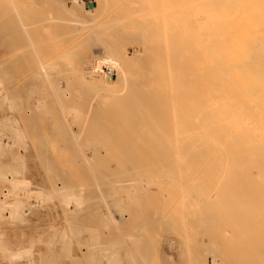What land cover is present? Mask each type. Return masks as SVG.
I'll return each mask as SVG.
<instances>
[{"label": "bare ground", "instance_id": "bare-ground-1", "mask_svg": "<svg viewBox=\"0 0 264 264\" xmlns=\"http://www.w3.org/2000/svg\"><path fill=\"white\" fill-rule=\"evenodd\" d=\"M30 1L11 0V14L8 9L9 4L8 8L4 7L5 10L1 7L3 4L0 5L3 9L0 8V21L6 17H10V20L12 19L13 21V25L5 29H2V23L0 22V50H4L6 53L9 52V55L13 54L15 57L10 61L8 60L9 63L13 65L19 64L21 56L29 54L31 50L36 51L35 48H41L42 45H45L46 43L41 38H37V35L39 33L44 34L46 30H49L53 39L50 41L48 39V42L52 44V40L55 41V44L53 43L54 48L51 46L53 50L50 49L53 53L49 54V56H53L46 58L44 55L46 59L40 62V58H38L39 60L36 59L38 63L36 64L37 66L35 65L36 68L34 66L35 62L33 63V67L36 70L32 75L30 74L32 72L29 73V78L33 75L46 77L50 84L49 87L51 86L49 90L51 95L46 93V88L48 87L46 84L45 92L42 91V93H45V97H52V94H54L53 97L56 96L58 100L59 96L71 95H69L70 89H72L70 85L72 80L76 79L73 77L75 75L72 76L73 70L72 72L71 70L69 71L68 63L74 58V63L76 62L79 65V69H75L77 72L74 74L78 75V70L79 72L81 71L82 79H84V75L86 77V80L84 79L87 82L86 85L89 83L91 86L93 85L89 81L95 83L104 81V84L107 85V83L110 84L112 78L118 79L117 83H121V86L120 84L118 85L121 88L115 87L117 84L115 80L114 84H116L114 87L117 89H114L111 83L110 85L112 86L109 92L115 95L116 92L114 90H116L117 96L118 94H120L119 96L122 95L119 99L117 97L118 101H122L124 96L126 101L128 99L133 103V105L130 104L132 108H129L131 106L128 104V107L126 104L130 102L127 101L126 103L123 100L126 103L124 105L123 101L120 102L123 106H126L123 108L129 113L127 118H131L130 115L132 116L128 122L129 126L139 128L147 126L148 130L152 131V135H154L148 141L146 147L141 149L144 152H140V154L138 153L140 146L138 148L132 147L130 146L131 142L128 143L129 140H125L126 143L130 144L129 146H127L128 144L126 145L129 151L127 150V153L125 151L124 153L122 152L125 159L123 161L125 171H123L124 169H120L116 173L111 171L110 175L102 173L103 182L98 181L100 178L96 179L93 175L95 179L92 178L94 183H91L95 184L94 186L99 189L97 191L100 194V199L105 207L109 208L108 218L105 222L111 225L108 224L110 229L114 226L116 228L112 229L116 232L118 227L120 228L125 224L124 216L129 213V208H135L140 211L145 207L146 204L143 205L144 202L148 200L146 201L148 203L152 199L153 194L151 199H148V196H146V199L144 195H148L152 185L154 186L155 184L158 193L152 192L157 193L155 196L159 197V199L156 200V197L153 196L154 199L148 203L151 205L150 207L152 209L157 208L156 215L157 213H162L166 216L164 218L169 219L166 222L168 230L169 227L170 229L177 228L184 242L189 238L194 240L192 244L187 245L188 247L184 246L183 243L181 248H178L179 251L177 252H179L178 254L181 257L185 258L186 255L190 254L186 264H264V0H37L38 2L32 0L34 4L36 3L35 7L32 6L33 2ZM35 9H38V12ZM46 26H49V29ZM33 34L36 41L34 38L32 39ZM43 40L46 41L45 39ZM82 48H85V50H81ZM143 50H149L156 55L155 58L159 62L161 61L160 63L158 62L160 65L157 66L158 69L149 71L146 77L147 81H150L151 87L155 84V86H158L156 90L148 89L143 85L137 86L136 82L139 80V76L137 81L135 80L136 78L133 80L134 75L129 71L130 69L128 70L131 60L136 59L138 53ZM81 51L87 54L84 53L83 55L81 53L82 57L77 59L76 53L80 56L79 52ZM4 55L6 56V54ZM9 55L7 57L4 56L3 59H10ZM140 56L138 57L139 60L141 59ZM29 57L31 56L29 55ZM29 57L28 60L23 58L24 61H32L29 60L31 59ZM59 59H62L61 65L57 62ZM6 60L3 63H7L8 61ZM145 60L144 58L143 61ZM149 60L152 61L150 58ZM146 62L148 63V59L143 63L146 64ZM26 63L28 62L24 64ZM4 65L0 66L3 67ZM92 67L105 68L110 70L112 75L110 77L106 76L104 80H101L100 73L92 70ZM150 68L152 67L150 66ZM3 72H0V74L2 73L3 75ZM70 73L72 74L70 75ZM3 77L5 79V74ZM20 78L16 76V80H20ZM2 80L0 77V84L4 82ZM85 81L83 82L85 83ZM97 84L93 85V87L95 86V94L98 93L96 91ZM104 84L102 85L104 86ZM102 85H99L100 88L103 87ZM108 87L106 89H109ZM2 90L5 94L6 90L3 87ZM104 91L105 88H103ZM36 92L38 93V91ZM107 92L108 90H106ZM37 93L34 95V97H37L34 105L45 110L47 107L46 102L42 101ZM98 94L95 97H101ZM107 96L108 99L112 98L108 94L103 99H106ZM50 97H47L48 100H50ZM56 97L54 101H56ZM64 98H61L63 99L62 101H64ZM66 98L70 100L72 96L70 99L69 97ZM74 98L73 103L75 101ZM101 101L104 103L105 100ZM111 102L113 101L110 99L108 103ZM68 105L70 104L68 103ZM68 105L65 106L69 107ZM103 105V107H106L105 104ZM58 108L60 110L59 104ZM64 108L63 112L68 110ZM71 108L74 113L69 111L70 115L71 113L74 115L76 110L77 114L74 115L75 117L72 116L75 118L73 120L75 123L69 122L86 128L85 125L88 123L84 119L89 117L87 111L82 110L81 105L79 107L76 106L77 109ZM128 108L132 109L131 113ZM105 109L107 110V107ZM61 113H58L61 115V117L58 116L60 118L64 114ZM101 113L103 114L102 110ZM94 115L95 113H90V116ZM64 116L67 115L64 114ZM62 119V123L65 122L64 118ZM168 120L170 124H175L170 129L171 133L169 135L162 136L160 128L163 125V121L166 122ZM65 123V125L69 124L67 119ZM177 123L179 124L177 125ZM73 124L65 126L67 132L69 127L72 126L73 128ZM76 128L77 126H75ZM70 131L68 134H70ZM83 131L84 133L86 132L85 129ZM96 131H98V128L95 129ZM74 132L72 129L71 133L76 137ZM6 134L14 142L25 144L24 133L19 127H16L12 132H6ZM72 138L75 139L73 136ZM76 138L80 139L82 137ZM77 139L73 141L76 143L78 142ZM82 141L84 143V140ZM87 141L90 142V140ZM94 142L96 143V140ZM133 143L135 144V140ZM93 144V142H90V145ZM77 145L79 146L78 143H76V147H78ZM90 145V148H85L94 149ZM98 146L101 147L102 145L98 144ZM4 147L5 144L0 137V150ZM80 147L84 150L82 144ZM81 148L78 151H81ZM95 149L97 150L96 145ZM94 150L85 153L86 155H82L83 153L79 152L82 159L84 157L83 163L87 165L86 167H88V164L92 165L90 161L99 155L98 152L100 151ZM74 155L76 156L75 153ZM74 155L71 154V160L73 158L77 160L76 158L80 156L75 158ZM79 158L81 159V157ZM55 159L54 162H56ZM64 161L65 158L62 163ZM83 166H80V168L82 169ZM95 166L93 167L95 168ZM96 168L101 171L98 167ZM74 173L76 174L77 172ZM129 173H132V180ZM74 175H69V178ZM111 175L115 176L111 178ZM125 175H129V178L127 176L125 178ZM132 176L134 177L132 178ZM129 179L131 180L130 182H128ZM75 180L78 181L79 178ZM2 182H4L5 188L2 190V186H0V224L4 222L11 224L23 220L24 213L28 210L25 208L26 201L32 196L36 199H41L43 203H48L54 198H59L62 204H66L68 207H70L71 203H75L76 212L77 210L80 211L82 207L84 208L83 205L87 201L83 195L77 193V186L74 187L69 184L60 185L57 183L53 188L51 187L52 189L42 188L39 191H33L30 180L17 169L7 172L0 170V184ZM103 183L108 185L107 189L110 193L112 192L111 195H114L113 197L109 195L110 193L108 196L99 192L103 188L101 187ZM156 189L154 188L153 190L155 191ZM111 197L115 198V200L113 199L114 202H110L109 199ZM151 202L157 207H154ZM115 204L119 205V207L124 206V209L126 208L125 210L122 209L124 215L120 212L116 214L114 210L112 211L111 208ZM119 207H117V210ZM160 208L164 212L160 210L159 212L158 209ZM135 209H132V211ZM146 209L147 206L144 210L142 209L145 212L139 213L144 215L140 216L142 221L146 216L143 222L139 215L136 218L140 219L138 223L141 225L137 224L140 228L136 227L139 230L144 228L145 224L143 225L142 223H145L146 218L149 219L145 215ZM166 209L171 210V212L173 210V214L170 211L165 212ZM125 211L128 212L125 213ZM132 211L130 212L131 214ZM166 213H169L170 215L168 216L171 218H167ZM131 214L130 217L133 219L134 211L132 216ZM128 218L126 220H130ZM157 220V218L154 219L152 223L149 219V223L151 222L150 224L156 226ZM146 223L148 227L146 230H148L152 225L148 223V220ZM165 230L167 229L163 231ZM131 231L133 233V230ZM127 232L128 234L118 232V236L115 235L117 232L113 233L115 237L110 234L115 239V242L117 237L121 240L118 243L122 244V246L125 245L124 249L117 242L116 244L118 245L114 246L115 242L113 240V245L109 243L110 239L108 241L109 246H101L100 235L92 236L96 240L90 244L91 253L88 258L97 256L99 251V261L93 257L99 264H139L137 262L139 258L142 264H152L151 255L149 256L148 254L147 256L146 251V255L142 254L139 248L142 245L139 244V247L137 245L141 238L146 236L144 232L142 234L145 236L141 237L139 235L141 238L138 239L134 234ZM136 232L138 233V231ZM157 233H160V231ZM126 234L132 239L128 238L129 236ZM155 235L158 234L155 233ZM122 236L124 238L127 236L126 239H131L132 244L136 242V244L134 243L135 247L133 248L131 245V248V243L127 244L124 242L123 240L126 239H123ZM68 237L66 230L63 229L62 238L67 239ZM133 237L135 241H133ZM143 239L145 241V238ZM143 239L142 242H144ZM153 239L158 242V238ZM169 239L170 242L172 238ZM1 241L2 232L0 231ZM167 242L168 238L167 241L164 238V244ZM86 243L88 244V242ZM146 243L149 242L144 244ZM169 246L171 245L169 244ZM3 249L9 259L18 254L24 256V258L27 257V259L30 257L29 260H31L29 249H21L17 253L11 252L5 245ZM169 249L168 253L170 252ZM94 250L95 252L97 251V254ZM122 251L126 261H123L124 257L120 256ZM160 251L162 252V249ZM120 252L121 254H119ZM210 253L213 255L212 262L208 256ZM172 254L168 255L173 256ZM167 262H170L168 264L173 263V261L172 263L171 261Z\"/></svg>", "mask_w": 264, "mask_h": 264}, {"label": "rangeland", "instance_id": "rangeland-1", "mask_svg": "<svg viewBox=\"0 0 264 264\" xmlns=\"http://www.w3.org/2000/svg\"><path fill=\"white\" fill-rule=\"evenodd\" d=\"M33 1H35V0H33ZM33 1L31 0L30 2H33ZM35 2H38V1L36 0ZM0 3H1L0 5L3 4L1 7L4 10H5L4 7L8 8V4H9L8 9H9V13L11 14V11H12L11 0H0ZM5 3H7V4H5ZM34 5L36 6V3L34 4V2H33L32 6L35 7ZM119 5H121V4H119ZM37 10L38 9H35L36 12H38ZM0 22L2 23L1 24L2 29L11 27L13 25V21H12V19L10 20V17L3 18ZM46 27L48 28L49 26H46ZM147 29H145V30H147ZM47 31H49V30H46V32L44 34H42V33L38 34L37 33L38 34L37 38H39V39L41 38V40L43 42H45L46 44L43 43L45 45H42L43 47L41 46V48H37L38 50L35 48L36 51L31 50V52H29V54L23 55L24 57L21 56V60L19 61V64H16V65L14 64L15 66L13 64L9 63V61L14 57V55L12 53H10L12 55H9L8 54L9 52L6 53L4 50H0V60H2V61H0L1 62L0 65H2V64L4 65L6 63V62L3 63V61H5V59H7L6 61L9 60L6 63V65H4L5 67L0 66L1 67L0 72H3V70H4L3 75L5 74V79L2 75V73L0 74V77L3 79L2 81H4V82H2V84H0V89H1L0 90V133L2 132L0 134V137L2 138V141L5 144V147L0 150V170L4 171V172H7V171L13 170V169H17V170L21 171L23 173V175L30 180V182H31L30 185H31V188L33 191H39L42 188L43 189H52L54 187V185H56L57 183L60 185L69 184V185H72L74 187L77 186V188H78V189L76 188V191L78 190L77 193L83 195L86 198L87 204L85 203L83 205L84 208L82 207V209L80 211L77 210V212H76L75 203L74 204L71 203L73 205L70 204V207H68L66 204L63 205L59 198H54L53 200L49 201L48 203H43V201L41 199H39V198L36 199L34 196L29 198L26 201V205H25L26 206L25 208H27L28 210L24 213L23 220H19L15 223H11V224L5 223V222L0 224V231L2 232V241L0 242L1 243L0 244V264H25V263L26 264H28V263L29 264H99V263H97L99 261V258H98L99 257L98 255H100L99 251L97 254L96 253L97 251L95 252V250H94V252L97 254V256L95 255L96 257L92 256L91 258H88L90 256V253H91L90 244L94 240H96V238L92 237V236H96V234H99L101 246L106 247V246H109V243L112 244V242L115 240L113 238V237H115V235L119 234L120 232L128 234L127 231H129V234H130L132 232L131 230H133V233H131V234H134L135 237L137 236V239L146 235L145 237H143V238H145V241L143 238H141V241H139L140 239L137 240V241H139V243L137 245H138V247L140 246L139 244L142 245L139 247L140 252L142 254H144V255L147 254V256H148V254H149V256L151 255L152 264H168V263H170L167 261H171V263L173 261L172 264H186L187 261L189 260L190 254L186 255L185 258H183L178 254L179 252H177V251H179V249L181 248L183 243H184L183 244L184 246L186 245V247H188L187 245L192 244L194 240L189 238V239H187V241L184 242L183 237L177 228L176 229H173V228L170 229V227H169V230H168V226L166 225V222L169 221V219L164 218L166 216H164V214H162V213H157V215H156L155 212H156L157 208L152 209V207H150L151 205L148 203H150V201L152 199H154L153 196H155L158 193L157 192L158 189H156L155 184H154V186L152 185L149 193L152 191L157 192V193L155 194L152 192L151 194L148 193V195L145 194L144 196L146 199H147L146 196H148V199H151V195L152 194L153 195H152V199L148 203H146V201H148V200L145 199L146 201L144 202L143 205L146 204V206H147V209H146L147 212L145 213V215L148 216L150 221L153 218L158 219L157 222L155 223L156 226L155 225L153 226L152 224H150L151 222L153 223L154 219H153V221H151L149 223V219L146 218V221L148 220V223L150 225H152V227L150 226L149 229L146 230L148 227H147V225H146L147 223L145 221V223H142V224L143 225L145 224L146 228H145V225L144 226L142 225L144 228H142L140 230L137 229V228H140L137 225V224H140V223H138V222H140L139 218H141L142 217L141 215H143V214H139V213H141L146 208V206L143 208L141 207L143 210L141 209L140 211L139 210L137 211L135 208H129L130 209L129 213L125 214V216H124V220L126 222H125V224H123L122 227L117 228V230H116L117 233L114 232V230L112 229V228L115 229L116 227L112 226V228L110 229V227H109L110 224L108 223L109 224L108 225L105 222L108 218L107 216L109 213V211H108L109 208L105 207L104 203L100 199V197H99L100 194L97 191L99 189H97L94 186L95 184H93L94 179L100 178L101 180L98 179V181L103 182L102 177H103L104 173H105L104 175H110L111 171L113 173H116L117 171L119 172L120 169H124L123 171H125V167H124L125 164L123 162L125 159L123 157V153H124V151L127 153L128 149H127L126 145L129 142H131L130 143L131 145L128 144L127 146L130 145L132 147H137V148H138V146H140V150H141L143 147L144 148L146 147L148 141L150 139H152L154 137V135H152V131L148 130L147 126H142L141 128L135 127V126H133V127L129 126L130 124L128 122H129V119L132 118V116L130 115L131 118H127L129 113H128V111H126L125 108H123V107H126L123 105L125 102L127 103V101L130 102L127 104L125 103L128 107L130 104L133 105V103L128 99L126 101L124 96H123V98H124L123 100H125V102L122 99H120V100H122L123 102L118 101L117 97L119 99V97L121 98L122 95L119 96L120 94H118V96H117L116 90H114L116 92L115 95L110 94V92H109L110 87L112 85H113L112 87L114 89H117L118 87L121 86V83H117L118 79L112 78V80L110 81V84L112 83V85H110L108 83H107V85H105L104 81L96 82V83L89 81L93 85H96L98 83L97 84L98 86H96V91H98V93L102 97V98L101 97H98V98L101 100H105L103 103L101 100H99L97 97H95L98 94V93L95 94V86L94 87H93V85L91 86L90 83L86 85L87 82L85 81L86 80L85 75L83 77L85 79L84 80V79H82V76L80 74L81 71L79 72V70H78V75L74 74L77 72V70L75 71V69H79V65L76 62L74 63V61H75L74 58L72 59V61H70L68 63L69 64L68 69H69V71L71 70V72L73 70L74 73L73 74L70 73V75L72 74V76L73 75L77 76V77H75V76H73V77L76 80H78V82H76V80H72V82H71V79H70V82H71L70 86L72 89H70L71 91H70L69 95L70 94L71 95L70 96L65 95L62 97L59 96L58 97L59 101L57 100L56 96L53 97L54 94H52L53 98L50 96L45 97V93H42V91L45 92L44 89L47 87L46 84L48 85V87H47L48 90L46 88V93H47V95H51V92H49L51 86L49 87L50 84H49L48 80L46 79V77L44 78L42 76L33 75L29 78V75L30 74L32 75L33 72L36 70L35 69L37 66L36 64H38L36 59L39 60L38 58H40L41 60H39V62L44 61L49 56V54L53 53L51 51V50H53V49H51V46H52V48H54L55 41L52 40L54 44L53 43L51 44V42H48V39L50 41L51 39H53V37L51 36V31H49V32H47ZM147 31H149V30H147ZM48 35H50V36H48ZM34 36L35 35L33 34L32 39L34 38V40H35L36 38ZM46 37H48V38H46ZM43 39H45L46 41H44ZM38 41H40V40H38ZM81 50H85V48H82ZM79 53H80V56L78 55V53H76L77 59H79V57H82V54L84 55V53H86V52L82 53V51H81ZM140 53H142L143 55ZM140 53H138V57L141 55L140 56L141 59L139 60V58L137 56H136V59L134 58L135 60L132 59L130 65L128 66L129 67L128 70L130 69L129 71L133 73V75H134L133 80L135 78H136L135 79L136 81L139 79L136 82L137 86L143 85L148 89L152 88V89L156 90L158 86H155L156 85L155 84L153 87H151V85L149 83L150 81L148 82L147 81L148 79L146 77L149 74V71H155L156 69H158L157 66H160L158 64L159 61L157 58H155L156 55L152 54L149 50H143ZM4 54H6V56ZM7 55H9L10 59H8V58L3 59V57L4 56L7 57ZM29 55L31 57H29ZM44 55L46 58H44ZM19 56H17V57H19ZM50 56H53V55H50ZM50 56H49V58H50ZM142 56L146 60L148 59V63L150 62L151 64L150 63L148 64L146 62V64H147L146 65L145 63H143L146 60L143 61L144 58ZM28 57L31 58L29 60H32V61H24V59L28 60ZM42 57H43V59H42ZM149 58L152 61H150ZM22 59H23V61H22ZM23 62L24 63L28 62V63L24 64ZM34 62H35L34 66L36 65L35 68L33 67ZM57 62H59V64L61 65L62 59H59V61H57ZM29 63H30V65H28ZM18 65L19 66L22 65L21 66L22 69L20 68L21 70L18 69V67H19ZM24 65H26L27 67ZM148 65H149V67H148ZM150 66L152 68H150ZM153 66H154V68H153ZM143 67H145V68L143 69ZM29 68H31V69H29ZM32 69H34V70L31 71ZM91 69L100 73L101 80H104V78L106 76L110 77V75H112V72L110 70L105 69V68L101 69L100 67H92ZM139 70H140V72H139ZM30 72H32V73H30ZM17 74H19V75H17ZM27 74H28V76H27ZM16 76L19 78L21 77L22 79L20 78V80L19 79L16 80ZM138 76H139V78L137 79ZM141 76H142V78H140ZM10 80H11V82H10ZM21 80H23V81L21 82ZM80 80H82V81H80ZM87 80H88V78H87ZM115 80L117 83V84L115 83L116 86L114 84ZM19 81H20V83H18ZM83 81H85V83ZM46 82H48V83H46ZM147 82H148V84H147ZM153 82H154V78H153ZM72 83H73V85H72ZM99 83L104 84L105 87ZM141 83H143V84H141ZM119 84H120V86H118ZM75 85L77 88L75 87ZM77 85H79V86H77ZM85 85H86V87H85ZM99 85H102L103 87L100 88ZM107 86H109L108 87L109 89H106ZM114 86L117 88H115ZM2 87L4 90H6L5 94H4V91L2 90ZM73 87H75V88H73ZM78 88H82V89H84V91H82V89L78 90ZM97 88H99L100 90L102 89L101 90L102 94H101L100 90ZM103 88H105L104 92L106 95L109 94V97L111 95L112 98H110V99L113 102L108 103V101L110 102V99H108V96L106 98L107 102H106V99H103L106 96L103 92ZM93 89H94V91H93ZM85 90H86V92H85ZM89 90H90V92H89ZM106 90H108V92H107L108 94L106 93ZM36 91H38V93ZM35 92L41 97L42 101L46 102L47 107L45 110H42L41 108H38V107H36V105H34V103L36 101L35 98H37V97H34V95L36 94ZM48 92H49V94H48ZM33 93H35V94H33ZM40 93H42L41 94L42 96L40 95ZM111 93H113V92L111 91ZM99 94H98V96H99ZM103 95H105V96L103 97ZM29 96H30V99H29ZM71 96H72V99H70ZM73 96L76 98H74ZM33 97H34V99H33ZM47 97H50L49 98L50 100H48ZM55 97H56L55 100L57 102L54 101ZM63 97H65L64 101H62L63 99H61ZM66 97H69L70 100H67ZM73 98L75 100L74 103H73ZM97 99L99 100V102ZM100 101H101L102 105L100 104ZM58 102L62 103V105H60V103H58ZM70 102L73 104H71ZM120 102H122L123 105ZM68 103L70 105H68ZM58 104H59V107H60V110L62 113L60 112V110L58 108ZM64 104L66 106L68 105L70 108L66 107ZM103 104H105V105L107 104L106 105L107 110L105 109L106 107H103L104 106ZM80 105L82 107V110H85V112L87 111V114H89L88 115L89 117H85L86 119H84V121H87L88 124L85 125L86 128H83L77 124L74 125L72 123L73 128H72V126L69 127V130L67 132V130L65 129V126L67 127V126L72 125L70 122H74L73 120H75V118H73V117H75L74 115L77 114V112H76L77 110L75 111V109H77L76 106L79 107ZM93 105H94V107H93ZM61 107H63V108L65 107L64 109H68V110H66V111L64 110V112H63V108L61 109ZM71 107L75 108L74 109V111H75L74 115H73L74 112H73V110H71L72 109ZM129 108H132V106ZM101 110L103 111V114L101 113ZM69 111L73 112V113H71V115H70ZM131 111H132V109L129 112L131 113ZM58 113H61V114L64 113L65 115H67L68 117L64 116V114H63L62 118H64L65 122L67 119V121L70 125L69 124L65 125L66 124L65 122L62 123L63 119L60 118L61 115ZM68 113L71 117L72 116L73 117L71 118L68 115ZM90 113H95V115L90 116ZM58 116H60V117H58ZM107 116H109V117H107ZM57 117L60 119H58ZM69 117L71 118V120ZM117 119H119V120H117ZM169 120L166 122L163 121V125L160 128L162 130V133H161L162 136L169 135L171 133L170 129L173 128V126L175 124V123L170 124ZM124 122H125V126L128 125L129 127H125ZM178 124L179 123H177V125ZM75 126H77L76 129H75ZM16 127H19L23 131L24 136H25V138H24L25 144H23L21 142L16 143V142H14V140L12 138L7 136L6 132H12ZM4 128H6V129H4ZM71 128L73 129V132L75 131L74 133H75L76 137H79V138L82 137V138L77 139L74 136V134L71 133V131H72ZM96 128H98V131L95 132ZM84 129L86 130L85 133L83 131ZM69 131H70V134H68ZM4 134H5V136H4ZM69 135H71V136H69ZM72 136L75 139H77L78 142H76V143L79 144V146L77 145L78 147H76V143L74 142L75 139H73ZM89 137H90V139H89ZM124 137H126V138H124ZM58 138H59V140H58ZM133 138L135 140V144L133 143L134 142V140H132ZM81 139L84 140V143ZM87 140H90L91 143L93 142L96 145L97 150H99L101 147L103 149L101 148L99 150L100 152H98L95 149V145L94 144L90 145V142H88ZM93 140L94 141L96 140V143ZM119 140H121V141H119ZM125 140L126 141L129 140L128 143H126ZM85 141L91 146V148L95 149V150L94 149H91V150L97 151L99 153V155L96 157L97 160L98 159L99 160L97 161L96 158H93L90 161V164H92V165L88 164V167H86L87 165H85L83 163L84 157L82 159V156L79 153V152H82L83 153L82 155H86L85 153L92 152L90 149H88L90 147ZM114 141H117V142H114ZM100 142H102V143H100ZM97 143L99 145L101 144L102 146L99 147ZM81 144H82V147L84 148V150H82V148L80 147ZM45 145H47V146H45ZM123 145H124V147H123ZM85 147H88V148H85ZM98 147H99V149H98ZM125 147H126V149H125ZM6 148H7V150H6ZM51 148H53V149H51ZM80 148H81V151H78V149L80 150ZM86 150H87V152H86ZM140 150L138 151L139 154H140V152L141 153L144 152V150H143V152H142V150L141 151ZM76 151L79 153L80 156L77 155L78 153ZM97 152H94V153H97ZM108 152H109V154H108ZM74 153L76 154L77 157L78 156L81 157V159L79 157L76 158ZM71 154L74 155L77 160H75L73 158L74 156L72 157L73 159L71 160L70 159ZM102 154H103V156H102ZM120 154H122V155L119 156ZM53 156H54V158H53ZM64 158H65V161H67L66 163H65V161H64V163H62ZM54 159L56 162H54ZM94 160H96V161H94ZM119 161H120V163H119ZM59 163H60V165H59ZM80 164L84 165L82 169L80 168V166L82 167V165H80ZM95 164H96V166H95ZM74 165H75V167H74ZM69 166L72 167L70 170H69V168H70ZM76 166H78V167H76ZM90 166H92V167H90ZM93 166H95V168ZM136 166H138V165H136ZM84 167H86V168H84ZM96 167L101 169V171L97 170ZM83 170H84L85 174H84ZM86 170L91 171V173H89V171H86ZM97 171H98V173H97ZM123 171H122V173H123ZM50 172H52V173L50 174ZM69 172H70V174H69ZM72 172H73V174H72ZM74 172H77V173L75 174ZM69 175L70 176L74 175V176L71 177L72 178L71 179V178H69L70 177ZM86 175H88V176H86ZM93 175L95 178L93 177ZM131 175H132V173L130 174V179H131ZM114 176L111 175L110 177L113 178ZM126 176L128 177L129 175H125V178H127ZM133 177L134 176H132V178ZM77 178H79L80 181L79 180L76 181L75 179H77ZM92 178H94V179H92ZM130 179L128 182H130L132 180V179L131 180ZM70 181H72V182L69 183ZM77 182H79V183H77ZM91 182H93V183H91ZM83 183L85 184V186L86 185L87 186L85 187ZM106 185H104V183H103V186H101V187H103L102 190L99 191L101 194L108 195L110 193L107 189L108 185L107 186ZM0 186H2L1 189L4 190V188H5L4 182H2L0 184ZM79 188H81V189H79ZM82 188L85 190H83ZM154 188L156 189L155 191L153 190ZM97 193H98V195H97ZM111 194H112V192L109 195H111ZM161 195H164V194H161ZM111 196L113 197L114 195H111ZM91 197H93V198H91ZM112 197L109 199L110 202H112V201L114 202V200H115V198H112ZM155 197H156L155 198L156 200L159 199V197H157V196H155ZM160 197H162V196H160ZM93 199H94V201H92ZM156 200H155V202H157ZM88 202H93L95 204H93V203L89 204ZM152 203L153 202H151V204ZM115 205L113 206V208H111L112 211L114 210V213L117 214L118 212H120L122 215H124L123 210H125L126 208L124 209V206H122V205H121L122 207H119V205H116L117 207H119L117 210V207ZM154 207H157V206L155 205ZM104 208H105V211H104ZM119 209H120V211H119ZM132 209L136 210V211L133 210L134 214H133ZM151 209L154 210L153 212L155 214L152 212ZM159 210L161 211V208L158 209V211ZM71 211L72 212L74 211V212L72 213ZM131 211H132V214L134 215L133 219H135V220L131 219L132 217H130ZM166 211L167 212L170 211V213L173 214V210L171 212V210L166 209L165 212ZM126 212H128V211H125V213ZM143 212H145V211H143ZM74 214H76V215H74ZM132 214H131V216H132ZM126 215H128V216H126ZM138 215H139V218L136 219L138 217ZM153 215H155L156 218H155V216L153 217ZM168 215H170V214L169 213L167 214V218L170 217ZM85 217H86V219H85ZM145 217L143 218V221L145 220ZM127 218L130 220H126ZM141 221H142V218H141ZM158 222H160V223L158 224ZM123 223H124V221H123ZM160 224H163V225H160ZM120 225H122V224H120ZM127 227H128V229H127ZM162 227L164 229H167V230L163 231L164 229L162 230ZM63 229L66 230V233L69 236L67 239L62 238ZM111 230H113V231H111ZM145 230L147 233L145 232ZM150 230H153V231H150ZM135 231H138V233L136 232L138 235L135 233ZM159 231H160V233H157ZM143 232L145 235L142 234ZM102 233H103V235H102ZM113 233H116V234L114 235ZM155 233L158 235H155ZM110 234H113L112 235L113 237L110 236ZM139 235L141 237H139ZM90 236H91V238H90ZM127 236H129V235H127ZM126 237L125 238L123 237V239H126ZM149 237H151V238L149 239ZM152 237L155 239L158 238L157 239L158 242H156ZM128 238L132 239V237H130V236ZM128 238L126 239L128 241L123 240L122 238L121 239L124 242H126L127 244L131 243L130 247L132 248V246H133V248H134L136 242H134L135 244L134 243L132 244V240L131 239L129 240ZM164 238L166 241L168 238V242H167L168 244L165 243L166 245L164 244ZM169 238H172L170 242H169V240H170ZM109 239H110V242L108 243ZM117 239H116L117 243H118V241L119 242L121 241V240H119L118 237H117ZM133 239H134L133 241H135L134 237H133ZM142 239L144 242H142ZM149 240H151V241H149ZM172 240H173V242H172ZM86 242H88V244ZM116 242H115V244L113 243L114 246H117L118 244L120 245V243L116 244ZM124 242H122V243H124ZM145 242H149V243L144 244ZM155 242H156V245H155ZM171 242L173 245L171 244ZM169 244L171 246H169ZM4 245L6 247H8L9 250L13 253H17L21 249H29L31 260H29L30 257H28V259H27V257L24 258V256H21L18 254H16V256H14L12 259L7 258L8 255L3 249ZM120 246L123 249L126 247L125 245L122 246V244ZM145 246H146V248H144ZM169 247H170V249H169ZM154 248H157V249H154ZM160 249H162V252L160 251ZM168 249L173 254L170 252L168 253ZM145 251H146V254H145ZM155 251L157 254L155 253ZM119 254H121V252ZM168 254H172L173 256L168 255ZM120 256L124 257L123 251H122V255H120ZM208 256L210 257V261L212 262L213 261V259H212L213 255L210 253ZM93 257L95 258V260H98V261H95ZM123 257H121V258H123ZM96 258H98V259H96ZM139 260H140V258L137 260V262L139 264H142V263H140ZM123 261H126L125 257H124Z\"/></svg>", "mask_w": 264, "mask_h": 264}]
</instances>
